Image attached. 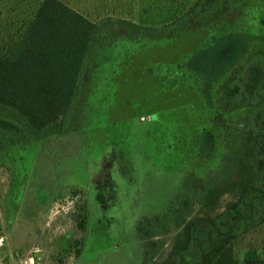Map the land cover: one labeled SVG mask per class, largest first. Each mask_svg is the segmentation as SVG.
Listing matches in <instances>:
<instances>
[{"label":"rangeland","instance_id":"rangeland-1","mask_svg":"<svg viewBox=\"0 0 264 264\" xmlns=\"http://www.w3.org/2000/svg\"><path fill=\"white\" fill-rule=\"evenodd\" d=\"M41 1H0V47L21 35ZM61 1L93 22L114 17L134 27L108 25L97 39L69 133L0 140V264H142L139 221L161 214L187 178L209 182L220 171L229 148L219 120L254 115L264 132V106L227 109L221 100L239 65L254 55L264 63V0H229L200 28H166L197 0ZM258 144L264 152V136ZM231 200L223 197L217 212ZM201 214L196 207L191 218ZM222 216L223 231L238 234L236 257L264 259V225L244 232L235 215L231 225ZM195 226L197 246L219 233Z\"/></svg>","mask_w":264,"mask_h":264},{"label":"trees","instance_id":"trees-1","mask_svg":"<svg viewBox=\"0 0 264 264\" xmlns=\"http://www.w3.org/2000/svg\"><path fill=\"white\" fill-rule=\"evenodd\" d=\"M228 1L197 0L166 28L203 27ZM116 24L134 27L114 17L93 22L61 0H42L21 35L0 47V140L18 145L69 133L82 76L97 39L108 25ZM262 84L264 63L260 55H254L222 87L224 107H263L264 96L258 93ZM218 125L229 148L220 171L209 182L187 178L161 214L139 221L136 231L145 248L142 264H264V259H238L234 250L238 234L225 233L221 224L226 213L232 216L226 223L231 225L235 215V223L243 224L244 232L264 225V196L257 197L264 187V152L258 144L264 132L258 129L254 115H247L243 122L220 119ZM225 196L233 200L218 213ZM196 207L202 214L192 219ZM82 212L76 220L86 230L85 206ZM201 223L219 231L212 240L205 239L203 247L197 246L201 237L194 233L195 225ZM171 234L176 236L164 258Z\"/></svg>","mask_w":264,"mask_h":264},{"label":"built area","instance_id":"built-area-1","mask_svg":"<svg viewBox=\"0 0 264 264\" xmlns=\"http://www.w3.org/2000/svg\"><path fill=\"white\" fill-rule=\"evenodd\" d=\"M6 243V237L4 235V232L0 226V249L5 245Z\"/></svg>","mask_w":264,"mask_h":264}]
</instances>
